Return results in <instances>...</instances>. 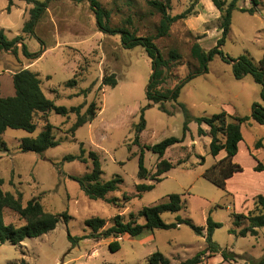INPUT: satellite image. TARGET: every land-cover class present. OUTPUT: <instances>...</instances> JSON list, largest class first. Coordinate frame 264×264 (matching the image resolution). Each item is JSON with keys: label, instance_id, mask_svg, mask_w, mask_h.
I'll return each instance as SVG.
<instances>
[{"label": "rangeland", "instance_id": "1", "mask_svg": "<svg viewBox=\"0 0 264 264\" xmlns=\"http://www.w3.org/2000/svg\"><path fill=\"white\" fill-rule=\"evenodd\" d=\"M151 1L154 0H99L110 15L112 27H127L142 37L156 36L160 26L162 15L150 5ZM157 1H170L169 14L172 16L184 13L188 16L174 23L168 36L155 40L165 59L169 60L171 50L181 54L178 62H171L165 68L166 82L161 88L167 91L199 68L191 55L195 43L205 51L215 48L221 37V14L211 0ZM225 1L229 5L232 0ZM259 1L256 8L251 0L239 1V8H255L256 13L234 11L231 33L223 47L228 57L236 59L249 55L256 63L263 57L264 0ZM7 7L8 0H0V30L4 29L8 38L13 39L23 35L33 5L17 2L10 13ZM25 43L32 53L43 54L32 60L22 52L16 57L11 52L0 51V97L13 96V75L29 69L39 75L45 95L57 106L70 109L82 105L84 114L94 102L98 110L97 118L79 128L76 135L70 133L77 119L74 113L64 117L50 112L35 117L37 130L34 133L8 129L1 136L9 151L0 152V179L3 180L0 188L15 195L21 193L24 205L39 197L45 211L67 212L71 219L68 223L60 221L55 230L40 238L26 239L23 248L10 243L0 245V264H15L22 259L29 264H149V257L156 252L162 253L173 264L185 261L207 247L205 237L186 225L146 231L141 238L124 235L99 240L91 237L75 247L68 237L69 234L92 236L93 231L85 223L89 218L104 219V231L114 225L116 215L122 214L128 221L130 214L165 203L171 194L181 195L184 210L176 214L164 213V222L173 223L177 216H182L192 219L198 226L207 227V219L212 213L214 221L223 224L215 231L214 241L222 249L239 256L236 261L224 262L218 254L206 259L204 264H250L264 257V228L260 229L258 237L239 238L228 232L233 227L231 213L248 214L255 207L256 197L264 195V171L254 170L257 160L264 164V126L253 120L242 125L244 140L235 162L244 171L228 181L225 191L202 176L218 158L210 153L211 137L199 135L201 127L208 132L209 127H200L196 121L222 112L251 116L254 104L264 106L263 88L252 76L237 80L232 63L224 61L220 55L215 56L209 63V72L188 82L181 91L178 101L187 106L193 118L185 142L168 149L160 159L147 147L166 138H182L185 115L177 102L165 103V108L173 111V115L164 113L160 105L150 106L146 88L153 73L152 61L143 47L126 49L120 34L111 35L99 28L88 1L71 0H52L35 34L25 36ZM113 74L118 85L114 88L104 86L103 77ZM73 79L77 85L66 87ZM87 89L89 93L82 94ZM143 108H147V127L139 144H135L134 125L140 122ZM47 122L54 126L53 135L60 144L43 154L21 152V139L37 137ZM259 142L261 146L257 147ZM82 144L87 158L91 151L99 154L103 181L122 177L120 190L107 196L108 200L117 201L92 200L79 182L71 178L83 177L92 168L90 159L88 164L63 161L68 155H79ZM142 152L151 175L156 174L162 160L172 163L175 168L161 176L164 179L161 183L140 180ZM202 158L204 164H201ZM138 184H156V187L141 199L125 201L124 195L135 196ZM5 222L17 226L24 224L9 210L5 211ZM138 222L144 224L145 219L138 218ZM114 241L120 244L117 252L110 249Z\"/></svg>", "mask_w": 264, "mask_h": 264}, {"label": "trees", "instance_id": "2", "mask_svg": "<svg viewBox=\"0 0 264 264\" xmlns=\"http://www.w3.org/2000/svg\"><path fill=\"white\" fill-rule=\"evenodd\" d=\"M16 1L26 2L33 5L29 11V20L25 22L23 27V35L9 39L4 29L0 30V51L11 52L14 56H18L20 52L29 59H39L41 54L32 53L27 44L25 43V36L34 35L36 27L49 8V3L52 0L40 2L38 0H8L7 11L10 13L15 6ZM77 3L88 1L95 12L99 28L111 35H121L123 46L126 49H134L136 47H143L146 50L148 57L152 61V75L150 83L146 88L147 100L151 105H160V109L168 114L173 115V111L165 108L167 102H177L180 109L185 115L184 122V135L182 138L170 137L166 138L160 143L147 147L150 151L156 154L160 159H163L168 149L177 144L184 143L186 134L189 131V124L193 118L187 106L179 102L181 91L183 87L191 80L198 76L207 74L209 72V63L215 56L220 55L224 61L232 63L233 74L237 80H242L246 76H252L254 81L261 85L263 90L261 97L264 100V55L256 63L249 55H241L236 59L228 57L223 51L232 29L233 13L238 10L240 12L254 15L256 7L260 5L259 0H251L255 8L244 9L239 8L238 3L240 0H232L229 5L225 0H211L221 16V37L217 41V45L210 51H205L200 44L195 43L191 49L192 57L198 62L199 68L190 72L185 79L181 80L175 88L164 91L162 85L166 82L165 68L171 62H178L181 59V54L177 50H171L169 53V60L165 59L161 53L156 39L166 37L170 34L171 27L179 20L186 19V13L172 16L169 14L170 1H151L150 5L156 9L161 15L160 26L156 36L142 37L138 36L135 32L126 28L112 27L109 23L110 15L101 6L99 0H71ZM131 23V22H129ZM20 45V46H19ZM102 84L104 86L116 87L118 81L116 76L105 75ZM13 85L15 94L9 97H0V152H8L9 148L1 139V136L8 130H22L27 133H34L37 130L35 117L38 114H48L55 112L58 115L67 117L74 113L77 117L76 122L70 128V133L76 135V131L84 125L93 122L97 118V106L93 102L87 108L86 112L82 114L83 106H76L68 109L64 106H57L55 101L49 99L43 89L42 82L39 75L29 69H22L13 75ZM77 85L76 80H69L66 87L73 88ZM89 90H83L82 94L87 95ZM147 108L141 110V120L138 124L134 125L136 132L135 144H139L142 132L147 127L145 119V111ZM251 120L264 126V106L259 103L254 104L251 116L239 117L231 115L227 112H222L212 116H203L197 118L196 121L200 125L209 127V132H206L202 127L199 130L200 136L209 135L211 137L210 153L213 157H217L222 151L226 152V156L217 161L213 166L208 168L202 174L203 178L211 182L216 187L227 190L228 181L231 180L236 174L244 171L243 167L235 162V157L239 153V145L244 140L242 133V125L250 122ZM54 126L47 122L43 131L37 137H24L20 141L21 152H34L43 154L51 148L57 147L60 142L56 140L53 135ZM261 146V142L257 147ZM86 150L84 145H81V153L79 155H68L64 158L65 162L79 161L88 164L89 159L92 160V168L89 173L83 177L72 179L79 182L82 190L92 200H108L107 196L110 193L120 190L123 179L120 176H115L112 180L103 181V169L100 156L97 152L91 151L89 157L85 156ZM205 163L202 158L201 164ZM175 165L162 160L159 163L156 174L151 175L150 171L145 165L144 152H142L139 159V172L138 177L140 180H151L161 183L164 179L162 175L174 169ZM254 170L256 172L264 171V164L257 160V165ZM3 180L0 179V185ZM156 184H138L136 185V194L134 197L124 195V200L129 202L134 198H142L146 192L152 191ZM114 202L117 200H108ZM9 210L24 221L22 225L6 224L5 211ZM184 210V202L179 194H171L169 200L165 203L157 204L152 207H146L138 214H130L129 220L126 221L124 215L118 214L113 218L114 225L109 229L102 231L106 226V221L99 217H92L86 220V226L89 227L93 234L92 236L85 235L83 237H73L68 235L73 247L78 246L81 241L87 238L106 239L112 236L116 238L130 235L133 238H141L146 231H154L156 229L170 230L177 229L181 225L190 227L197 235L203 236L206 239L207 247L198 252L194 257L189 258L177 264H204L206 259L215 257L221 254L224 262L236 261V254L229 252L227 249L216 243L213 239L214 233L217 229L222 228L223 224L215 222L212 213L207 219V227L198 226L190 218L177 216L176 221L173 223L164 222L162 215L164 213H179ZM144 218L145 223L140 224L138 218ZM233 227L228 230L229 234L244 238L247 236L258 237L260 229L264 228V195L260 194L255 199V207L253 210L244 213H231ZM71 216L65 212L63 214H54L45 211L41 199L35 197L29 200L26 205L23 204V196L21 193L17 195L3 191L0 188V245L10 243L14 246L23 248V242L26 239L40 238L45 234L57 228L60 221L69 222ZM110 249L113 252L120 250L118 241L110 244ZM24 255L23 250H21ZM149 264H173L162 253L156 252L149 257ZM15 264H29L25 259H22ZM220 264V263H219ZM250 264H264V257Z\"/></svg>", "mask_w": 264, "mask_h": 264}, {"label": "crops", "instance_id": "3", "mask_svg": "<svg viewBox=\"0 0 264 264\" xmlns=\"http://www.w3.org/2000/svg\"><path fill=\"white\" fill-rule=\"evenodd\" d=\"M17 2H22V1H16V2H15V5H16ZM28 20H29V19H27L26 21H28ZM205 131H206V130H205ZM206 132H208V131H206ZM242 143H243V141H242V142L240 143V145H239V152H240V149H241V145H242ZM238 154H239V153H238ZM225 156H226V152H225V151H222V152L220 153V155H218L216 158H218V161H219V160L223 159ZM237 156H238V155H237ZM237 156H236V157H237ZM236 157H235V158H236Z\"/></svg>", "mask_w": 264, "mask_h": 264}]
</instances>
